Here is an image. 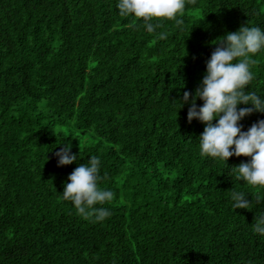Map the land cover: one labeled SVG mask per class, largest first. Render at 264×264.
Masks as SVG:
<instances>
[{
  "label": "trees",
  "instance_id": "trees-1",
  "mask_svg": "<svg viewBox=\"0 0 264 264\" xmlns=\"http://www.w3.org/2000/svg\"><path fill=\"white\" fill-rule=\"evenodd\" d=\"M116 3L0 0V264H264L251 226L264 201L231 207L233 191L264 200L231 171L251 158L201 157L205 125L188 123L189 105L178 111L218 40L264 28V0H196L182 25L156 29L166 39ZM255 59L246 91L264 95V51ZM259 120L245 117L242 130ZM63 144L78 162L58 166ZM91 156L115 193L102 222L60 195Z\"/></svg>",
  "mask_w": 264,
  "mask_h": 264
},
{
  "label": "clouds",
  "instance_id": "clouds-1",
  "mask_svg": "<svg viewBox=\"0 0 264 264\" xmlns=\"http://www.w3.org/2000/svg\"><path fill=\"white\" fill-rule=\"evenodd\" d=\"M196 0H117L116 8L121 17L142 19L146 31L158 39H166L167 34L156 32L163 20L183 24L182 16L189 3ZM157 23L153 24L152 21ZM210 59L206 62V72L195 93L185 91L179 101V109L189 105L187 120L194 119L204 124L199 138V155L212 158L227 165L230 157H250L249 162H241L232 167L235 179L253 188L264 189V120L254 123L247 131L242 130V121L254 112L264 114V95L246 91L255 78L252 66L255 57L264 51V28L241 26L236 32L226 33L216 43ZM197 99L203 102L197 106ZM245 105V107H239ZM250 105V107H249ZM216 121V123H213ZM71 146L63 144L55 155L58 166L78 162V156L71 153ZM228 166V165H227ZM101 161L91 156L87 163L79 164L68 176L60 194L62 200L70 202L77 214L93 222L108 218L110 210L103 207L115 198L111 189L100 187ZM245 192L233 191L232 209L252 211L262 201L257 198L250 202ZM99 205V206H98ZM255 234L264 237V209L256 207L251 225Z\"/></svg>",
  "mask_w": 264,
  "mask_h": 264
}]
</instances>
